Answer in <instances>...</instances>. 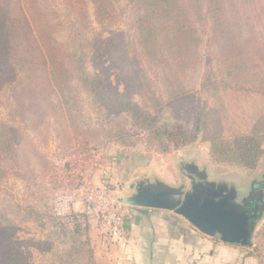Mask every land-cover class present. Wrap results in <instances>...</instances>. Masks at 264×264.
<instances>
[{
    "label": "rangeland",
    "instance_id": "1",
    "mask_svg": "<svg viewBox=\"0 0 264 264\" xmlns=\"http://www.w3.org/2000/svg\"><path fill=\"white\" fill-rule=\"evenodd\" d=\"M112 1L117 21L112 25L113 35L109 36L110 48L96 59L90 47H86L83 60L89 72L95 65L103 71L107 91L134 106L104 104V99L94 97L92 86L72 77H64L67 84H62L56 76L60 90L54 86L52 97L48 86L35 87L38 93L43 90L44 95L51 97V110L48 102L45 106V100L40 98L30 107L25 85L17 88L22 110L14 100L13 84L0 90V214L8 215L16 223L15 235L22 241L31 264H46L50 257L46 251H40V243L46 240L48 221L61 218L50 209L53 196L82 179L101 186L100 162L95 154L107 144L118 149L119 165L130 161L145 168L150 166L145 170L149 180L158 178L173 186L182 184L184 189L191 176L198 179L191 169L194 165L205 171L209 180L225 181L241 192L251 190L254 202L261 188H253V184H264V155L254 168L216 162L208 156L212 138L264 128V93L260 91L264 89V0L261 13L257 7L256 12L242 9L233 14L228 0H178L175 7L169 4V8L156 15L152 13L160 8H153L149 0ZM56 3L60 10L61 1ZM171 13L195 28L193 39H183L178 30L167 34ZM215 21L244 27L224 26L225 31L214 34ZM108 23L104 20L100 28ZM190 41L195 60L183 52V44ZM179 46L183 48L177 49ZM154 47L159 48L156 55L161 53L165 57L181 51L176 58L183 64L148 66L146 62L152 59ZM180 87L186 96L171 100L173 91ZM58 97L67 100L69 123ZM144 113L156 115L161 121L179 122L189 132L198 120L197 139L166 153L155 151L146 143ZM63 131H69L67 139ZM70 159L73 163L65 167ZM139 178L138 172L129 177H119L118 172L116 183L105 188L117 199L131 193L129 184ZM37 213L43 218L37 219ZM85 220L97 230L92 233L89 227L82 237L88 240L97 260L111 240L97 220ZM247 252L264 264V209Z\"/></svg>",
    "mask_w": 264,
    "mask_h": 264
},
{
    "label": "trees",
    "instance_id": "2",
    "mask_svg": "<svg viewBox=\"0 0 264 264\" xmlns=\"http://www.w3.org/2000/svg\"><path fill=\"white\" fill-rule=\"evenodd\" d=\"M60 1L61 8L58 10V8L56 9L58 4L56 0H0V90L6 84H13L15 86L13 87L14 100L18 102L17 88L25 85L28 87L26 100L30 107H32L33 102L40 98L45 100V106L48 102L51 110L54 105L50 101L54 93L52 88L56 86L60 90L56 76L60 78L62 84H67L64 77H72L76 81L92 86L94 97L104 99V104L134 106L128 100L122 99V96L107 91L105 88L106 77L103 71L95 65L92 67L93 71L89 72L85 60H83V51L86 47H90V52H93L96 59H100L103 52L109 50V39L113 35L112 25L117 21L113 1ZM149 1L153 4V8L155 5L160 8L152 15H156L158 12L163 13L169 4H172L173 7L178 4V0ZM228 1L230 3L228 4L230 5L229 10L233 14L242 9L256 12L257 7L259 13L262 12L263 0ZM152 10H150V14ZM174 19L181 21L177 22ZM104 20H108L109 23L100 28ZM169 20L170 25L167 34H173L175 30H178L183 34L185 40L193 39L192 36L196 35L195 28L183 24L185 20L180 19L177 14L171 13ZM94 22L96 26L93 25ZM224 26L244 27L239 23L215 21L212 25L214 34L225 31ZM148 35H150L149 31ZM194 40H197V37ZM183 47V52L188 58L193 60L197 58L194 56L195 52H190L194 49L191 41L185 42ZM183 47L179 46L177 49ZM154 48L152 49V59L148 58L146 62L148 66L168 67L183 64L182 60L176 58V54L181 51H176L174 56L165 57L161 53L156 55L159 51L157 49L162 48L161 46ZM41 85L50 88L48 94L50 93L51 97L44 95L46 91L43 90L38 93L36 88ZM260 91L264 93V89H260ZM173 92L171 100L184 98L187 94L182 87ZM59 96L61 97V95ZM60 97L58 99L64 104L66 120L68 121V116H71V113L67 100L64 99L63 101ZM22 103L21 101L18 102L20 110H22ZM143 119L147 122L148 140L146 143H150L155 151L166 153L171 149L191 144L197 139L198 120L194 124V130L189 132L181 123L161 121L156 115L151 116L144 113ZM65 132L67 139L69 131ZM263 139L264 128L262 127L253 132H237L232 137L212 138L208 156L216 162L254 168L260 157L264 155V148L261 147L264 146ZM38 157L41 155L38 154ZM73 161L72 159L67 160L65 167L71 165ZM77 183L73 182L71 187L60 192L74 190ZM66 184L70 185L71 183L67 181ZM37 214V219L43 218L42 215ZM85 219L86 217L82 213L72 212L65 217L52 218L48 221L50 229L46 231V240L40 243L43 248L40 251H46L50 256L46 264H98L89 248L88 240H82L85 234L83 232L86 230L89 232V227H91ZM90 231L92 233L97 232L92 227ZM15 234L16 223L14 220L8 215L0 214V264H31L22 241Z\"/></svg>",
    "mask_w": 264,
    "mask_h": 264
},
{
    "label": "crops",
    "instance_id": "3",
    "mask_svg": "<svg viewBox=\"0 0 264 264\" xmlns=\"http://www.w3.org/2000/svg\"><path fill=\"white\" fill-rule=\"evenodd\" d=\"M111 146L107 144L95 154L101 183H93L95 186L115 184L118 172L119 177L147 174L150 166L130 161L119 165L118 149ZM126 206L130 218L124 224L123 244L109 238V247L98 255V264H259L246 247L205 235L173 211Z\"/></svg>",
    "mask_w": 264,
    "mask_h": 264
},
{
    "label": "water",
    "instance_id": "4",
    "mask_svg": "<svg viewBox=\"0 0 264 264\" xmlns=\"http://www.w3.org/2000/svg\"><path fill=\"white\" fill-rule=\"evenodd\" d=\"M191 169L199 180L191 176L187 189L158 178L149 180L142 174L129 184L133 191L117 200L129 206L173 211L205 235H217L228 244L251 246L252 232L264 209V184H253V188H261L254 202L251 190L241 192L225 181L209 180L196 165Z\"/></svg>",
    "mask_w": 264,
    "mask_h": 264
},
{
    "label": "built area",
    "instance_id": "5",
    "mask_svg": "<svg viewBox=\"0 0 264 264\" xmlns=\"http://www.w3.org/2000/svg\"><path fill=\"white\" fill-rule=\"evenodd\" d=\"M78 204V207H75ZM51 211L58 217L72 212L82 213L87 220L95 219L108 237L123 244L124 224L130 218L127 206L112 196L105 187L95 186L91 180L82 179L74 190L56 193L51 201Z\"/></svg>",
    "mask_w": 264,
    "mask_h": 264
}]
</instances>
